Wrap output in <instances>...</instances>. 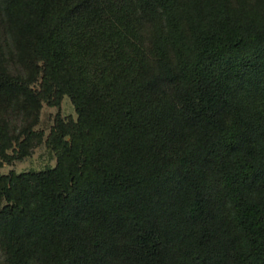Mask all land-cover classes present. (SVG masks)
Masks as SVG:
<instances>
[{
    "label": "trees",
    "instance_id": "trees-1",
    "mask_svg": "<svg viewBox=\"0 0 264 264\" xmlns=\"http://www.w3.org/2000/svg\"><path fill=\"white\" fill-rule=\"evenodd\" d=\"M64 96L1 264H264V0H0V167Z\"/></svg>",
    "mask_w": 264,
    "mask_h": 264
},
{
    "label": "rangeland",
    "instance_id": "rangeland-1",
    "mask_svg": "<svg viewBox=\"0 0 264 264\" xmlns=\"http://www.w3.org/2000/svg\"><path fill=\"white\" fill-rule=\"evenodd\" d=\"M60 119L65 122L76 121L77 113L71 100L64 96L58 106H49L42 103L39 117L36 125L32 128L35 134L32 145L29 147L27 154L19 159H12L3 162L0 167V174L8 175L9 173L22 174L28 172H39L46 168H54L57 163L55 152L48 146L47 141L54 126L55 120ZM9 150L7 153L15 155L19 148ZM2 259L0 257V264Z\"/></svg>",
    "mask_w": 264,
    "mask_h": 264
}]
</instances>
